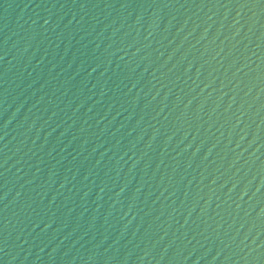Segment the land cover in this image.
I'll use <instances>...</instances> for the list:
<instances>
[{
  "label": "water",
  "instance_id": "water-1",
  "mask_svg": "<svg viewBox=\"0 0 264 264\" xmlns=\"http://www.w3.org/2000/svg\"><path fill=\"white\" fill-rule=\"evenodd\" d=\"M0 264H264V0H0Z\"/></svg>",
  "mask_w": 264,
  "mask_h": 264
}]
</instances>
